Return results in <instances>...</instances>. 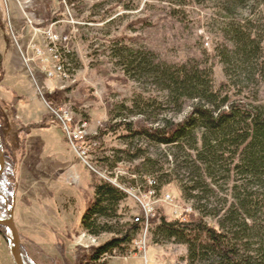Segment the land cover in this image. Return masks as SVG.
<instances>
[{
  "label": "rangeland",
  "instance_id": "1",
  "mask_svg": "<svg viewBox=\"0 0 264 264\" xmlns=\"http://www.w3.org/2000/svg\"><path fill=\"white\" fill-rule=\"evenodd\" d=\"M187 2L188 6L164 0H0V117L8 119L13 135L20 133L17 122L23 127L50 125L33 129L27 137L22 132L16 141L13 135L7 140L10 150L24 145L25 154L16 155V179L9 185L15 187L14 201L4 200L0 216H7V204L14 207L22 246L34 264H75L76 250L88 255L92 248L120 237L135 218L144 219L142 204L148 202L151 190L157 202L147 227L146 251L137 252L136 246L146 233L144 222L131 243L104 254V264L135 254L151 264H187L186 247L154 244L152 229L161 216L188 221L194 212L184 214V208L192 202L184 198L176 181L168 183L176 175L165 148L124 138L127 134L118 124L140 120L125 110L140 88L125 80L111 53L113 47L126 43L170 63L208 60L214 64L216 85L224 82L214 49L227 19L217 0L203 5ZM252 9V5L239 9L236 17H251ZM49 33L60 39L56 47ZM14 95L22 98L16 113L7 105ZM52 103L57 107L52 108ZM256 104L264 109V86ZM61 108L72 114L75 124L87 126L89 166L70 147L53 116V110ZM181 119L182 115L176 117ZM10 150L3 152L8 155ZM101 181L113 184L126 198L115 214L99 218L100 234L93 235L81 223L91 207L90 187ZM167 196L170 201H165ZM209 223L215 226L214 221ZM7 236L6 230L0 231V264H14Z\"/></svg>",
  "mask_w": 264,
  "mask_h": 264
},
{
  "label": "trees",
  "instance_id": "2",
  "mask_svg": "<svg viewBox=\"0 0 264 264\" xmlns=\"http://www.w3.org/2000/svg\"><path fill=\"white\" fill-rule=\"evenodd\" d=\"M164 1L189 4L187 0ZM194 1L203 5L210 0ZM217 2L227 20L220 28L214 58L222 65L225 81L216 85L214 64L208 60L170 63L150 50L126 43L115 46L112 58L125 80L140 88L125 107L140 120L118 126L124 128V138L165 148L176 175L168 183L176 181L194 208L188 221L161 216L152 229L154 244L173 242L186 247L187 264H264V109L256 104L264 86V0ZM249 5L255 8L251 17L238 19L237 11ZM21 100L14 95L7 105L15 112ZM51 107H57L56 103ZM180 115L183 119L177 121ZM17 125L20 133L13 135L8 119L0 117L4 152L10 150L7 140L12 135L16 141L22 132L27 137L33 129L50 127L44 123ZM10 151L5 153L6 168L0 181V210L4 211V200L14 201L15 187L12 190L9 185L16 179V155L25 154V146L14 145ZM90 189L92 203L81 226L98 235L99 218L115 214L126 194L107 181L96 182ZM144 222L135 218L120 237L92 248L88 255L76 250L75 264H99L104 254L131 243ZM22 252L26 262L34 264L23 246Z\"/></svg>",
  "mask_w": 264,
  "mask_h": 264
},
{
  "label": "built area",
  "instance_id": "3",
  "mask_svg": "<svg viewBox=\"0 0 264 264\" xmlns=\"http://www.w3.org/2000/svg\"><path fill=\"white\" fill-rule=\"evenodd\" d=\"M49 38L51 41L55 44L60 41L59 38L56 36L52 35L49 33ZM62 42V40H61ZM56 50V49H55ZM58 50L54 52V55L56 59L58 58L57 56ZM56 70L61 71V67L56 65ZM53 116H55L56 120L58 121L59 125L62 127V129L65 131V134L67 135L68 142L70 144V147L77 153L78 157L82 159L83 163H86L88 166L90 165L88 162V132L86 130L87 126L85 123L83 124H75L73 121L72 114L66 110V109H57L53 110ZM153 184V182L151 183ZM154 201L152 202V200ZM157 197H156V192L154 190H151L148 192V195H146V201H148L146 204H142L143 211H144V220H145V225H146V230H145V235L143 237V240H140L139 242L136 243L137 246V252H145L146 251V235H147V227L148 223L151 219V217L154 214V209H153V203H156ZM171 197L167 196L165 198V201H170ZM193 208L190 204L186 205L184 208V214H191L193 213ZM107 259V258H106ZM105 256L102 257V264L106 261Z\"/></svg>",
  "mask_w": 264,
  "mask_h": 264
},
{
  "label": "water",
  "instance_id": "4",
  "mask_svg": "<svg viewBox=\"0 0 264 264\" xmlns=\"http://www.w3.org/2000/svg\"><path fill=\"white\" fill-rule=\"evenodd\" d=\"M6 168L5 154L2 150V136L0 132V180ZM4 229L8 232V242L10 253L14 264H27L22 252L21 235L14 218V207L9 208L7 204V216H0V230Z\"/></svg>",
  "mask_w": 264,
  "mask_h": 264
},
{
  "label": "crops",
  "instance_id": "5",
  "mask_svg": "<svg viewBox=\"0 0 264 264\" xmlns=\"http://www.w3.org/2000/svg\"><path fill=\"white\" fill-rule=\"evenodd\" d=\"M1 35V34H0ZM1 38V36H0ZM1 41V39H0ZM3 55V54H2ZM149 264L147 257H143L141 254H135L132 257L125 259V258H112L108 264ZM151 264V263H150Z\"/></svg>",
  "mask_w": 264,
  "mask_h": 264
}]
</instances>
